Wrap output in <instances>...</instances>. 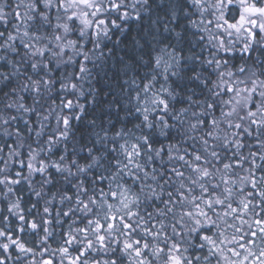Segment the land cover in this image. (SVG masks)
<instances>
[{"label":"snow or ice","instance_id":"obj_1","mask_svg":"<svg viewBox=\"0 0 264 264\" xmlns=\"http://www.w3.org/2000/svg\"><path fill=\"white\" fill-rule=\"evenodd\" d=\"M0 264H264V0H0Z\"/></svg>","mask_w":264,"mask_h":264}]
</instances>
